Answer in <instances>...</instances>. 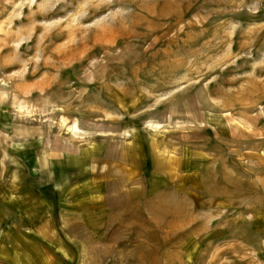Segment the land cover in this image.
Wrapping results in <instances>:
<instances>
[{
    "label": "rangeland",
    "instance_id": "obj_1",
    "mask_svg": "<svg viewBox=\"0 0 264 264\" xmlns=\"http://www.w3.org/2000/svg\"><path fill=\"white\" fill-rule=\"evenodd\" d=\"M135 138L184 177L132 263L264 264V0H0V168Z\"/></svg>",
    "mask_w": 264,
    "mask_h": 264
},
{
    "label": "crops",
    "instance_id": "obj_2",
    "mask_svg": "<svg viewBox=\"0 0 264 264\" xmlns=\"http://www.w3.org/2000/svg\"><path fill=\"white\" fill-rule=\"evenodd\" d=\"M35 144L0 168V264H134L124 238L184 177L179 155L137 138L122 147L98 139L75 152Z\"/></svg>",
    "mask_w": 264,
    "mask_h": 264
},
{
    "label": "bare ground",
    "instance_id": "obj_3",
    "mask_svg": "<svg viewBox=\"0 0 264 264\" xmlns=\"http://www.w3.org/2000/svg\"><path fill=\"white\" fill-rule=\"evenodd\" d=\"M72 129L75 130V131H78V130H79L77 124L73 125V126H72Z\"/></svg>",
    "mask_w": 264,
    "mask_h": 264
}]
</instances>
